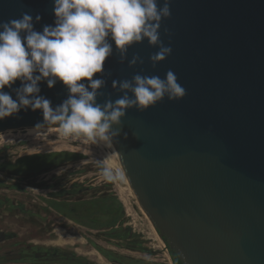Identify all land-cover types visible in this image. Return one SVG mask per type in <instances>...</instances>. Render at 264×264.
<instances>
[{
	"label": "water",
	"instance_id": "1",
	"mask_svg": "<svg viewBox=\"0 0 264 264\" xmlns=\"http://www.w3.org/2000/svg\"><path fill=\"white\" fill-rule=\"evenodd\" d=\"M169 6L160 39L170 55L153 67L149 56L158 49L144 41L120 62L113 46L104 72L94 74L106 81L96 101L123 94L113 80L137 73L163 78L172 70L186 89L183 98L165 97L121 118L115 144L130 190L182 264H264V0ZM52 7V0H0V21L27 12L42 31L54 25ZM133 54L143 63L129 66ZM19 86L17 80L12 87ZM39 87L52 107L68 96L62 82ZM42 121V110H21L0 120V132Z\"/></svg>",
	"mask_w": 264,
	"mask_h": 264
},
{
	"label": "clouds",
	"instance_id": "2",
	"mask_svg": "<svg viewBox=\"0 0 264 264\" xmlns=\"http://www.w3.org/2000/svg\"><path fill=\"white\" fill-rule=\"evenodd\" d=\"M52 5L54 25H45L42 31L34 30L33 16L27 12L0 21V120L21 110L40 109L43 121L35 129L52 128L69 141L112 147L128 109L142 112L165 97L172 101L186 95L177 76L168 70L163 78L137 73L131 80H113L112 87L123 94L115 101H96L106 81L94 74L104 72L113 46L120 62L133 44L144 41L158 49L149 56L153 67L170 55L171 47L160 39L162 19L171 15L170 0L162 4L158 0H52ZM40 19L37 14L35 22ZM137 63L143 60L133 54L128 64ZM17 80L20 86L13 88ZM41 81L48 88L62 82L67 98L52 107L49 99L38 95ZM103 175L106 180L115 178L110 169Z\"/></svg>",
	"mask_w": 264,
	"mask_h": 264
},
{
	"label": "rangeland",
	"instance_id": "3",
	"mask_svg": "<svg viewBox=\"0 0 264 264\" xmlns=\"http://www.w3.org/2000/svg\"><path fill=\"white\" fill-rule=\"evenodd\" d=\"M17 130L6 136L0 132V164L51 151H69L81 156L29 175L0 169V230L8 239L0 244V249L14 252L19 244L30 251L60 248L75 252L93 264H118L103 256L96 248L100 247L135 260H121V264H173L167 243L139 208L120 159L111 147L103 142L69 141L57 136L52 128L36 133L23 128ZM105 169H110L115 178L106 180ZM107 195L116 197L123 206L117 229L113 231L120 236L114 238L109 237L108 232L112 231L108 229L86 227L49 206L52 200Z\"/></svg>",
	"mask_w": 264,
	"mask_h": 264
},
{
	"label": "trees",
	"instance_id": "4",
	"mask_svg": "<svg viewBox=\"0 0 264 264\" xmlns=\"http://www.w3.org/2000/svg\"><path fill=\"white\" fill-rule=\"evenodd\" d=\"M80 154L69 151H51L33 153L18 157L15 161L4 162L0 164L1 170H6L17 175H29L58 166L66 161L74 160L80 157ZM49 206L59 214L89 228L93 229H108L109 237H118L120 234L114 233L115 227L119 222L122 212V203L112 196H101L79 200H52L49 201ZM164 241L168 245V252L173 264H182L178 254L172 249L167 240ZM98 251L108 260L121 262V260H129L134 262L133 258L118 254L112 250H106L96 247ZM54 256H49L47 259L54 262H64L72 264H93L75 252H69L60 248L52 249Z\"/></svg>",
	"mask_w": 264,
	"mask_h": 264
},
{
	"label": "flooded vegetation",
	"instance_id": "5",
	"mask_svg": "<svg viewBox=\"0 0 264 264\" xmlns=\"http://www.w3.org/2000/svg\"><path fill=\"white\" fill-rule=\"evenodd\" d=\"M4 232L0 230V244L4 243L8 239L5 238ZM18 245L14 252H11L9 248L0 249V264L19 263V264H72L64 262L49 261V256H54L52 250H46L41 248H33L32 251L28 248H21ZM30 249V246H29ZM110 261V260H109ZM114 262V261H112ZM121 264L120 262H116Z\"/></svg>",
	"mask_w": 264,
	"mask_h": 264
},
{
	"label": "bare ground",
	"instance_id": "6",
	"mask_svg": "<svg viewBox=\"0 0 264 264\" xmlns=\"http://www.w3.org/2000/svg\"><path fill=\"white\" fill-rule=\"evenodd\" d=\"M54 127V126H53ZM23 129H25L26 131H28V133H36V132H39V131H44L45 129H48L47 127L43 128V129H40V128H36L35 129V126H32V127H23ZM14 130H17V128H8V129H5L1 132H3L6 136V134H10L12 131ZM18 131V130H17ZM4 136V135H3ZM8 136V135H7ZM114 151L115 154L118 155V159H119V154H118V151H117V148H116V144H115V141L113 143V146L111 147ZM116 155V156H117Z\"/></svg>",
	"mask_w": 264,
	"mask_h": 264
},
{
	"label": "crops",
	"instance_id": "7",
	"mask_svg": "<svg viewBox=\"0 0 264 264\" xmlns=\"http://www.w3.org/2000/svg\"><path fill=\"white\" fill-rule=\"evenodd\" d=\"M9 264H19V263H9Z\"/></svg>",
	"mask_w": 264,
	"mask_h": 264
}]
</instances>
